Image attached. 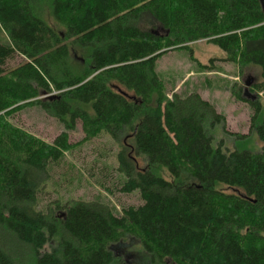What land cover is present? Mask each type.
<instances>
[{
  "label": "trees",
  "instance_id": "obj_1",
  "mask_svg": "<svg viewBox=\"0 0 264 264\" xmlns=\"http://www.w3.org/2000/svg\"><path fill=\"white\" fill-rule=\"evenodd\" d=\"M201 41L259 70L237 96L259 151L218 141L225 117L199 94L168 99L157 61L184 51L213 72ZM30 107L64 132L47 143L12 124ZM78 123L121 143L118 191L141 204L40 207ZM129 237L149 264H264V0H0V264H128L114 247Z\"/></svg>",
  "mask_w": 264,
  "mask_h": 264
},
{
  "label": "rangeland",
  "instance_id": "obj_2",
  "mask_svg": "<svg viewBox=\"0 0 264 264\" xmlns=\"http://www.w3.org/2000/svg\"><path fill=\"white\" fill-rule=\"evenodd\" d=\"M47 23L57 29L50 18H47ZM144 28L160 32L158 28L149 25H145ZM192 48L197 63L208 65L213 59L215 71L200 69L190 60L187 52L166 54L157 61L156 71L165 83L168 99L173 93L199 94L225 117V131L219 130L216 133L218 141L222 140L229 150H233L234 145H239L253 152L259 151L261 144L255 134L249 130L250 109L247 104L237 99L241 89L246 87L247 81L259 80V70L254 67L241 69L234 64L223 62L225 55L218 48L204 41L194 44ZM21 62L22 59L17 57L8 63V67H15ZM11 122L47 143H52L64 132L59 123L46 116L37 107L26 108ZM234 135L245 138L235 139ZM67 136L74 149L65 156L59 166L50 170V181L43 190L40 201L41 208L56 200H59L60 204L77 200L98 201L109 205L116 212L129 205L141 204L137 192L123 195L118 191L120 178L115 169L120 142L115 143L106 136L85 141L79 123L76 130L68 132ZM162 176L168 179L164 172ZM108 190L110 192H107ZM114 253L128 264H149V257L143 251L141 243L132 237L115 246Z\"/></svg>",
  "mask_w": 264,
  "mask_h": 264
}]
</instances>
